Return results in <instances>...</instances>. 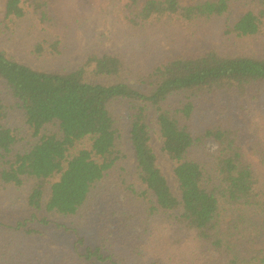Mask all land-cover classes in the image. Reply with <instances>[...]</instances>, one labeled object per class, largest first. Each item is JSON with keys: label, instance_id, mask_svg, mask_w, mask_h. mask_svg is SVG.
Here are the masks:
<instances>
[{"label": "trees", "instance_id": "16d2710c", "mask_svg": "<svg viewBox=\"0 0 264 264\" xmlns=\"http://www.w3.org/2000/svg\"><path fill=\"white\" fill-rule=\"evenodd\" d=\"M63 1L65 9L59 0L4 4L0 264H25L19 236L45 237L57 218L74 221L66 230L76 233L98 197L110 199L116 219L98 245L81 251L76 238L74 255L55 264H119L126 247L132 264H178L163 255L181 243L192 244L185 264H264V248L249 257L229 240L264 236V177L256 168L264 169V0H86L78 9L83 0ZM112 11L132 38H161L176 54L148 66L149 51L93 49L72 69L41 67L67 53L71 32ZM210 23L220 47L187 54L184 44ZM2 45L33 59H15Z\"/></svg>", "mask_w": 264, "mask_h": 264}, {"label": "rangeland", "instance_id": "374dc122", "mask_svg": "<svg viewBox=\"0 0 264 264\" xmlns=\"http://www.w3.org/2000/svg\"><path fill=\"white\" fill-rule=\"evenodd\" d=\"M180 1L183 5H189L194 3L196 0ZM91 2L92 1L90 0V4ZM59 3L62 5V9H65L63 6L65 1L59 0ZM4 4L5 0H0V21L3 18ZM85 5L86 0H83L80 5L75 8H82ZM243 12L244 9L239 8L235 13V18H238ZM21 32H23V30ZM71 36L70 46L68 47L67 53H64L63 56L59 57L56 62L45 64L41 67L49 71H59L64 68L72 69L79 65L82 62L85 54L93 49L118 52L135 51L138 53L149 51L150 56L147 62L148 66L154 62H158L161 58L175 55L177 51V47L174 45H168L161 38L158 42H156V40L151 37L146 39L132 38L127 28L119 25L116 22L113 11L103 17L95 18L92 22L83 25L79 29H75L73 32H71ZM220 43L221 41L219 38L218 26L210 23L207 26V31H204L201 35H198L190 45L183 44L185 45V52L187 54H197L203 52L207 48H219L221 45ZM177 46L179 47V45ZM1 49H4L7 53L18 60L33 59L32 57L17 51L13 46L4 47L2 45ZM34 64L39 65V63L36 62ZM224 102L232 108L237 105V103L232 101L230 98L224 99ZM245 107L250 114V118L257 117V113L256 111L252 110L253 107L248 99L245 100ZM12 113L13 114H11V118L8 120L10 125L16 124V116H18V112L16 110H14ZM160 145V141L154 138L153 147L157 152H159ZM244 148L245 153L250 156L248 145L245 144ZM215 149L216 145L214 143H207V150L209 152H213ZM160 163L163 166L166 175L168 176L172 190L177 196H179L180 193L175 181V177L172 173L171 164L164 158L160 159ZM256 168L260 176L264 177V169L259 166H256ZM15 194L17 195L18 193ZM5 201V203L8 204V198ZM117 212L119 211L115 209V206L112 205L110 199L98 197L93 209L88 213L86 223L81 227H77L76 233L66 230V228L75 226L74 221L66 218H57L54 223L48 226V234L45 237L31 238L24 235L19 236L20 245L16 251H20L21 254L26 257L27 262L25 264H55L64 257L74 255V242L76 238L82 239L83 245H77V248L81 251L85 247H94L98 245L99 241H101V237L103 235L102 231L105 229L104 227L113 222V219L115 218L114 214ZM14 216L23 217V215H20L19 212H16ZM230 219V217H227L225 221L220 223V229H222V232L227 231V227L229 225L228 222ZM253 220H258V218H253ZM262 222H264V220H262ZM57 224L62 225L65 228H60ZM169 229L172 228L169 227ZM112 236L114 237V231ZM229 240L235 244L239 251H242L245 256L249 257L257 252V250L264 248V236H260L255 243H248L246 240H243L237 235L233 236ZM191 245L192 244L185 245L181 243L175 247L176 250L165 251L164 255H162L177 258L179 259L178 264H185L186 261L191 258L193 253L189 249ZM123 250L125 251H119L120 257L123 259L122 262H119V264H132L131 258L128 257L129 251H127V247L123 248ZM103 264L111 263L106 262Z\"/></svg>", "mask_w": 264, "mask_h": 264}]
</instances>
